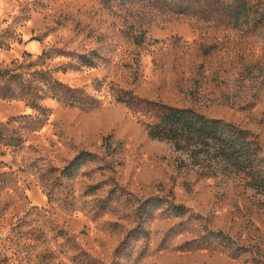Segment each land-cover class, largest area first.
<instances>
[{
    "label": "rangeland",
    "instance_id": "rangeland-1",
    "mask_svg": "<svg viewBox=\"0 0 264 264\" xmlns=\"http://www.w3.org/2000/svg\"><path fill=\"white\" fill-rule=\"evenodd\" d=\"M13 63L95 103L46 98L48 120L31 132L22 117L36 111L0 98V264H264V192L204 177L203 157L151 139L116 101L131 91L192 108L264 149V24L235 29L144 1L0 0V69ZM83 152L94 161L65 175ZM154 199L164 204L142 215Z\"/></svg>",
    "mask_w": 264,
    "mask_h": 264
},
{
    "label": "trees",
    "instance_id": "trees-1",
    "mask_svg": "<svg viewBox=\"0 0 264 264\" xmlns=\"http://www.w3.org/2000/svg\"><path fill=\"white\" fill-rule=\"evenodd\" d=\"M125 1L149 2L159 11L167 10L178 16L218 20L235 29L264 24V0ZM43 57L41 55L28 67L39 65ZM12 65V68L0 69V98L25 102L36 111L35 116L22 117L32 120L29 125L31 132H37L48 120L46 110L41 104L46 98L69 106L87 107L95 103L84 90L62 83L49 71H21L23 64ZM116 101L139 117L151 139L171 143L178 152L189 154L196 164H200V158L203 157L204 162H207L203 165L204 177L239 176L252 189L264 192V149L259 138L250 131L221 119L210 118L192 108H178L144 99L131 91H121ZM11 139L18 145L23 141L21 136ZM3 140L4 135L0 132V141ZM94 159V155L83 152L64 169V174L71 176ZM162 204L164 200L147 201L140 206L141 214L151 216ZM173 215L183 217L186 209L174 206ZM140 218L144 220L150 217Z\"/></svg>",
    "mask_w": 264,
    "mask_h": 264
}]
</instances>
